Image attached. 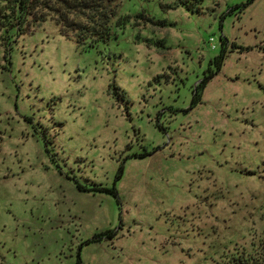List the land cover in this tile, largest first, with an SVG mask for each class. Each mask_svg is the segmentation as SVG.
Wrapping results in <instances>:
<instances>
[{
    "label": "rangeland",
    "instance_id": "rangeland-1",
    "mask_svg": "<svg viewBox=\"0 0 264 264\" xmlns=\"http://www.w3.org/2000/svg\"><path fill=\"white\" fill-rule=\"evenodd\" d=\"M191 1L122 0L154 21L92 48L52 19L0 28V264L264 245V0Z\"/></svg>",
    "mask_w": 264,
    "mask_h": 264
},
{
    "label": "trees",
    "instance_id": "trees-1",
    "mask_svg": "<svg viewBox=\"0 0 264 264\" xmlns=\"http://www.w3.org/2000/svg\"><path fill=\"white\" fill-rule=\"evenodd\" d=\"M201 2L202 0H195ZM171 8L189 6L191 0H172ZM252 2V1H251ZM250 1L246 4L249 5ZM163 6V4H161ZM170 7V5H168ZM122 0H0V28L10 35H20L31 31L37 25L48 19L54 20L64 36L75 40L80 46L95 47L101 42L113 38L118 28H124L132 23V19L142 18L154 21L144 11L138 14L121 13ZM12 32V34H10ZM220 55L217 60L221 66ZM211 77H208L209 79ZM207 80L199 87H205ZM200 92L194 97L198 102ZM116 193V189H104ZM257 250L236 249L216 264H264V254Z\"/></svg>",
    "mask_w": 264,
    "mask_h": 264
},
{
    "label": "built area",
    "instance_id": "built-area-1",
    "mask_svg": "<svg viewBox=\"0 0 264 264\" xmlns=\"http://www.w3.org/2000/svg\"><path fill=\"white\" fill-rule=\"evenodd\" d=\"M214 41H215V39L213 37H211L210 42H214ZM212 47L215 48L216 46L213 45Z\"/></svg>",
    "mask_w": 264,
    "mask_h": 264
}]
</instances>
